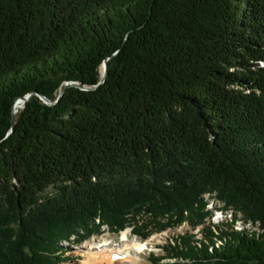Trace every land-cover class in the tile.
I'll use <instances>...</instances> for the list:
<instances>
[{
    "label": "trees",
    "instance_id": "1",
    "mask_svg": "<svg viewBox=\"0 0 264 264\" xmlns=\"http://www.w3.org/2000/svg\"><path fill=\"white\" fill-rule=\"evenodd\" d=\"M206 196L261 233L167 264H264V0H0V264L203 227Z\"/></svg>",
    "mask_w": 264,
    "mask_h": 264
},
{
    "label": "rangeland",
    "instance_id": "2",
    "mask_svg": "<svg viewBox=\"0 0 264 264\" xmlns=\"http://www.w3.org/2000/svg\"><path fill=\"white\" fill-rule=\"evenodd\" d=\"M205 201L207 202L206 210L211 212V217L206 220V226L203 227L191 228L185 223L174 229H168L159 233H152L149 238L143 241L133 236L130 228H127L119 233H113L107 227H103L100 230V234L97 236L89 237L84 241H79L72 237L67 242L64 241L59 243L58 246L64 251V256L67 257L65 264H88L90 245L99 241H108L113 246L122 245L124 232H127L128 238L131 241L137 239L148 244L147 249L141 254L133 255L134 259H138L139 261L131 262L130 264H156L149 260L150 255L159 260V264H167L169 263L168 260L171 261V259L166 256L164 248H166L168 245H174L172 239H176L177 237H192L193 241H202L204 245L209 247L205 242L204 233L206 234V228L210 230V225L213 226V224L217 225L219 228H223L225 232H228L231 229L233 231L236 230L238 233L244 232V234L250 236H252L254 233H256V236H258L261 233L254 225L245 223L240 218L235 220L232 213L228 211H220L218 207L221 205L215 204L210 197L206 196ZM219 240L220 239L218 238H212V243H214V246L217 244V247H221L223 243L219 242ZM196 246L198 247L197 243Z\"/></svg>",
    "mask_w": 264,
    "mask_h": 264
},
{
    "label": "bare ground",
    "instance_id": "3",
    "mask_svg": "<svg viewBox=\"0 0 264 264\" xmlns=\"http://www.w3.org/2000/svg\"><path fill=\"white\" fill-rule=\"evenodd\" d=\"M15 104L16 105L14 106L16 107L13 110L14 116L15 113L17 114L23 107V103L21 101H17L15 102ZM213 226L217 227V225L214 224ZM229 231L233 230L230 229ZM235 233L238 232L236 231ZM122 243V245L113 246L108 241H99L95 242V244L90 245L88 264H130L131 262L139 261L138 259H134L133 255L141 254L144 250L147 249L148 246L146 242H141L137 239L131 241L128 238L127 232H124ZM215 247H217V244L215 245Z\"/></svg>",
    "mask_w": 264,
    "mask_h": 264
},
{
    "label": "water",
    "instance_id": "4",
    "mask_svg": "<svg viewBox=\"0 0 264 264\" xmlns=\"http://www.w3.org/2000/svg\"><path fill=\"white\" fill-rule=\"evenodd\" d=\"M107 60V59H106ZM106 60H104L103 62H102V66H103V74L101 75V79H100V82L98 83V86L99 85H101L103 82H104V79H105V74H106ZM71 85H73V83H66L65 84V86H64V88H66V87H69V86H71ZM64 88L59 92V95H58V97H57V99H56V101L55 102H49L47 99H45L44 97H42V96H38L39 97V99L44 103V104H47V105H53V104H56L57 103V101L59 100V98L61 97V95L63 94V91H64ZM85 90H88V89H85ZM31 97V95H27V96H25L23 99H18V100H16L15 102H17V101H21L23 104L29 99ZM15 104V103H14ZM13 107H14V105H13ZM13 119H14V112L12 111V117H11V121H13ZM11 132V131H10Z\"/></svg>",
    "mask_w": 264,
    "mask_h": 264
}]
</instances>
